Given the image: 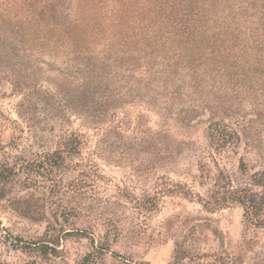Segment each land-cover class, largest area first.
Listing matches in <instances>:
<instances>
[{
  "label": "rangeland",
  "instance_id": "rangeland-1",
  "mask_svg": "<svg viewBox=\"0 0 264 264\" xmlns=\"http://www.w3.org/2000/svg\"><path fill=\"white\" fill-rule=\"evenodd\" d=\"M195 5L202 62L166 54L151 0H0V264H264V223L202 201L219 169H264V0ZM224 110L252 114L253 149L211 150Z\"/></svg>",
  "mask_w": 264,
  "mask_h": 264
},
{
  "label": "trees",
  "instance_id": "trees-1",
  "mask_svg": "<svg viewBox=\"0 0 264 264\" xmlns=\"http://www.w3.org/2000/svg\"><path fill=\"white\" fill-rule=\"evenodd\" d=\"M151 2L154 6L149 9L147 6L145 9L147 16L150 10L155 12L166 11L165 17L159 19V22L155 20V23L166 28V31H161L163 35H166V41L168 42L166 54L171 58L175 56L181 58L188 50H195L197 60L202 62V57L207 53L208 48L213 50L219 48V44L213 38L204 36V33L202 35L198 34L202 20L205 21L207 18L202 15L198 16V8L195 5L197 0H166V3H161L160 0H151ZM258 23L261 27L260 32L256 34L258 43L251 46L249 52L246 53L254 57L253 61L248 64L246 73L248 74L253 70L257 72L253 74L256 86L255 91L256 93L259 92L260 97H264V75L262 76L264 74V56L261 54L262 50H264V33L261 32V29H264V13ZM227 27L225 28L228 29ZM195 39L203 43L204 46H202L201 50H198ZM215 69H217L216 66L212 68V70ZM222 112L223 114L227 113L226 115H229L230 118L225 115L219 116L218 112H213L210 116L209 121H213L209 126V146L211 150L219 152L235 147L243 141L248 149H253L251 144L245 142L247 138L246 131L252 125V114L251 116L249 114H237L235 111L228 113L226 110ZM67 151H70L69 148H67ZM257 154L260 155L259 153ZM238 167L241 171H245L247 168V164L242 157L239 158ZM258 187L264 188V169L253 172L250 182L241 185H232L226 179L223 171L219 169L214 188L206 199L202 198L203 206L207 210H212L228 206L229 204H239L243 208L245 218L251 223L261 226L264 223V192L257 190L256 188Z\"/></svg>",
  "mask_w": 264,
  "mask_h": 264
}]
</instances>
